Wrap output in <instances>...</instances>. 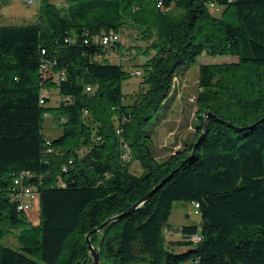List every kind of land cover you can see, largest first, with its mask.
I'll return each mask as SVG.
<instances>
[{
    "label": "trees",
    "instance_id": "trees-1",
    "mask_svg": "<svg viewBox=\"0 0 264 264\" xmlns=\"http://www.w3.org/2000/svg\"><path fill=\"white\" fill-rule=\"evenodd\" d=\"M39 3L33 22L0 24V240L18 231L15 247L0 242V264H59L73 232L83 256L87 233L161 183L101 229L108 264H264V0ZM123 26L145 41L130 103ZM109 33L117 38L102 44ZM201 55L236 60L198 64L207 117L157 160L147 124L159 110L163 117L174 79ZM50 116L61 130L54 138L42 133ZM20 173L38 193L36 225L6 193ZM174 201L197 204L200 227L182 225L181 240H166Z\"/></svg>",
    "mask_w": 264,
    "mask_h": 264
},
{
    "label": "rangeland",
    "instance_id": "rangeland-1",
    "mask_svg": "<svg viewBox=\"0 0 264 264\" xmlns=\"http://www.w3.org/2000/svg\"><path fill=\"white\" fill-rule=\"evenodd\" d=\"M40 1V0H39ZM55 8H63L66 6V0H51ZM39 2L27 4L24 0H0V24H24L36 20L37 8ZM140 30L133 26H123L119 29L118 37L120 38L122 47L128 49L127 57L121 61L124 69L130 73V76L122 80L121 90L125 96L124 102L130 103L133 95L141 86V76L137 75L136 70H141L139 64L144 61V56L138 54L137 47L143 48L145 45L144 39L140 38ZM108 62H116L117 55L108 53ZM236 57L231 56H209L201 55L197 62L191 65L187 73L183 77L174 79V87L171 90V103L168 109L163 112V117H159L161 110L157 112L155 118L147 124V127L152 132V151L157 160H162L168 157L175 149L181 146L184 139H190L194 135L195 126L206 119L208 111L200 110L197 102V97L201 92L198 87V64L213 63V62H231L235 61ZM48 105L55 106L60 100V94L56 86L47 88ZM59 122V121H58ZM158 123V124H157ZM60 128L57 121L49 118H44L42 123V133L46 138H54L60 135ZM129 150V146L126 148ZM129 158V156H128ZM125 162V161H124ZM137 165L136 160L131 162V167ZM138 166V165H137ZM25 214L32 225L39 222L38 202L37 199L32 202L30 207L25 210ZM182 225H197L200 227V215L195 212L193 203H184L174 201L171 206L170 215L168 218V234H164L166 240H181L182 236L177 228ZM167 228V227H166ZM18 231L11 230L4 238L0 240L4 245L15 247L17 244L16 235ZM77 233L73 232L67 238L64 250L59 258V264H67L69 259L73 264H92L93 255L88 249V242L98 253V264H108L107 257L100 252L101 233L97 232L95 236H85L87 250L84 255L78 252ZM188 246H173V251L179 252ZM72 257L74 259L72 260Z\"/></svg>",
    "mask_w": 264,
    "mask_h": 264
},
{
    "label": "built area",
    "instance_id": "built-area-1",
    "mask_svg": "<svg viewBox=\"0 0 264 264\" xmlns=\"http://www.w3.org/2000/svg\"><path fill=\"white\" fill-rule=\"evenodd\" d=\"M27 4H32L35 2H39V0H24ZM117 38V35L113 33H109L107 35H104L101 39L102 44H108L109 41L115 40ZM137 74H139L138 71H136ZM86 90L89 91L90 87H86ZM47 145V151L51 152V143L49 141H46ZM27 175V174H26ZM25 174L20 173L18 176H16L13 179V183L7 187V196L10 198L11 201H15L17 203V209L25 211L30 207L32 202H34L38 198V193L35 189V186L28 184L25 182ZM194 208L196 209L197 204H193ZM196 212V211H195ZM193 241H199L200 236L198 234H195L191 237Z\"/></svg>",
    "mask_w": 264,
    "mask_h": 264
},
{
    "label": "water",
    "instance_id": "water-1",
    "mask_svg": "<svg viewBox=\"0 0 264 264\" xmlns=\"http://www.w3.org/2000/svg\"><path fill=\"white\" fill-rule=\"evenodd\" d=\"M162 184V183H161ZM157 185L155 186L152 190H150L149 192H147L142 198H140L128 211L124 212V213H120V214H116L113 215L111 217H109L107 220H105L102 224L98 225L97 227L93 228L89 233L86 234V237H89V235H91V233L94 232H100L101 229L106 226L109 222L114 221L119 219L120 217H122L124 214L128 213L130 210L134 209L135 207H137L138 205L143 204L144 202H146L149 197L153 194V192L161 185ZM88 249L92 252L93 255V261L92 264H98V253H97V249L95 250L91 244L88 242Z\"/></svg>",
    "mask_w": 264,
    "mask_h": 264
},
{
    "label": "crops",
    "instance_id": "crops-1",
    "mask_svg": "<svg viewBox=\"0 0 264 264\" xmlns=\"http://www.w3.org/2000/svg\"><path fill=\"white\" fill-rule=\"evenodd\" d=\"M169 106H170V105H169ZM168 108H169V107H168ZM168 108H167V109H168Z\"/></svg>",
    "mask_w": 264,
    "mask_h": 264
}]
</instances>
